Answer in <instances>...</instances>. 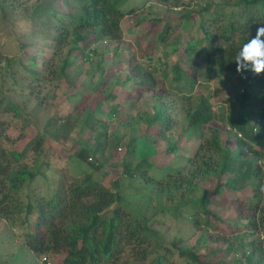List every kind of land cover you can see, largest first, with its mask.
<instances>
[{
    "label": "rangeland",
    "instance_id": "rangeland-1",
    "mask_svg": "<svg viewBox=\"0 0 264 264\" xmlns=\"http://www.w3.org/2000/svg\"><path fill=\"white\" fill-rule=\"evenodd\" d=\"M49 1L52 5L53 0ZM15 3L0 0V134L8 155H24L18 164L10 156V165L22 164L36 172V178L15 197L20 206L51 196L61 185L81 184L88 175L120 194L123 205L159 235L150 237L146 260H136L133 249H128L120 264H156L157 256L170 259L171 264H184L181 252L203 255L212 248L226 250L227 244L234 250L253 240L264 247L262 226L247 232L241 225L226 232L214 225L206 227L205 213L198 207L174 209L173 199L179 194L163 179L168 171L174 175L177 169L190 168L189 160L200 143L210 138L211 128L220 130L224 145L236 148L239 136L231 131L229 120L247 110L242 111L237 101L247 89L234 61L236 48H241L224 45L218 36L223 22H212L202 9L211 5L219 14L239 12L238 0H127L121 9L120 33L81 51L73 45L58 47L48 37L55 34L51 26H41L52 18L32 15L48 2L20 0L13 7ZM187 14L190 17L185 19ZM201 25L210 27L215 41L200 43L204 39ZM166 26L167 37L160 42ZM190 42L197 50L192 56L186 53ZM210 48L227 51L207 59ZM175 66L184 74L182 78L189 75L197 80L193 94L186 91L189 96L183 101L175 93L179 76ZM254 91L261 94L259 89ZM202 99L211 107L212 122L203 129H191L187 113ZM161 107L168 109L174 121L167 139L159 137L157 126L146 122ZM260 131L254 126V134ZM98 137L104 145L94 153ZM172 143L177 150L167 152ZM253 146L263 153L257 163L264 165V134ZM83 148L92 153L87 162L77 157ZM245 156L252 158L248 152ZM137 167L143 175L126 173ZM227 178L210 179L190 203L207 194L212 200L231 199V194L222 191ZM9 189V185L0 187V199L5 193L12 195ZM242 195L251 198L253 192L245 189ZM214 210V216L235 223L234 208L225 211L217 206ZM34 216L24 211L8 220L0 214V264H62L60 256L36 255L28 248L25 235ZM237 254L231 252L227 264L236 263Z\"/></svg>",
    "mask_w": 264,
    "mask_h": 264
},
{
    "label": "trees",
    "instance_id": "trees-1",
    "mask_svg": "<svg viewBox=\"0 0 264 264\" xmlns=\"http://www.w3.org/2000/svg\"><path fill=\"white\" fill-rule=\"evenodd\" d=\"M15 1L17 3L12 4L13 7L20 3V0ZM43 1L48 2L47 5L44 8L37 7L32 15L40 14L39 17L46 15L52 18L50 23L41 26L43 28L51 26L50 29L55 34L48 37L53 39L58 47L73 45L78 51L86 50L92 44L103 42L109 36H116L122 30L124 13L121 9L127 0H53L52 5L49 0ZM237 4L241 7L239 12L219 14L218 8L208 5L202 9V13L210 16L212 22L218 20L223 22L218 28L220 31L218 36L224 45L233 47L232 45L236 44V47L241 48L255 36L256 29L264 24V0H238ZM183 17L187 19L190 14ZM168 27L166 26L160 33V42L167 37ZM201 28L204 39L200 43L215 41L216 38L210 33V27L201 25ZM226 49L210 48L207 59L214 54L226 52ZM236 50L235 56L240 49ZM57 52L56 47L55 53ZM196 52L195 46L191 42L188 43L186 53L192 56ZM174 70L179 74L176 78L178 84L175 86V93L179 95L178 101L181 99L183 101V98L189 96L186 91L190 95L193 94L197 80L195 76L189 75L182 78L184 74L179 71L178 66H175ZM245 75L247 89H243L237 96V101L242 111L245 108L247 110L241 112L240 117L229 120L231 131L241 135L236 139L235 150L223 144L220 130L211 128L210 138L200 143L196 154L189 160L190 168L183 171L177 169L174 175H170L168 171L167 176L163 177L166 185H172L179 194L173 199L174 209L180 210L185 207L194 210L198 207L205 213L203 224L206 227L214 225L215 229L223 228L227 230L226 232H232L235 230L234 227L241 225L247 232L258 231L259 226L264 228V165L257 163L258 158L263 157V153L258 152L256 146H253L261 139V134H264V73L254 76L248 72ZM255 89L261 90V94L255 93ZM211 114L209 103L202 99L193 112L187 113L188 127L200 130L204 126H210ZM146 122L157 126L160 129L159 137L163 136L164 139L169 138V132L174 126L168 109L164 107L148 116ZM251 123L253 126L250 128ZM254 126L255 129H261V134L259 132L254 134ZM2 137L0 134V187L9 185L12 195L5 193L1 197L0 214L8 220L24 211L28 215H35L31 230L25 235L26 244L33 253L60 256L62 264H120L128 249H133L132 254L136 260L147 259L150 237L159 236L157 231L126 208L120 194L94 181L88 175L81 184L61 185L51 196H41L35 201H29L25 207L20 206L15 197L25 184L36 178V172L22 164L13 167L10 165V156L11 160L18 164L24 155L18 153L8 155L2 147ZM96 145L94 153H98L104 145L99 137L96 139ZM176 150L177 144L172 143L167 152L172 153ZM247 152L251 154V159L245 156ZM204 153H210L211 156H201ZM90 154L91 151L83 148L77 153V157L87 162ZM132 171L126 169L130 177L143 175L140 167ZM226 175L228 178L222 191L231 194V199L222 197L212 200L207 194L201 200L195 199V202L190 203L191 197L194 198L210 179ZM163 186L165 185L162 183L161 187ZM245 189L253 192L251 198L240 196ZM216 193L221 197L219 190H216ZM113 206L116 207L110 210ZM217 206L223 207L225 211L234 208L235 223L231 224L227 218L216 217V214L214 216V209ZM167 249L169 252L170 248ZM233 251L238 252L234 264H244V261L249 264L264 262V247L256 240L248 244L242 242L239 248L234 250L227 244L226 250L212 248L203 255L194 252H181L179 255L184 264H227L226 258ZM219 256L222 257L218 258ZM156 264L171 263L170 259L157 256Z\"/></svg>",
    "mask_w": 264,
    "mask_h": 264
},
{
    "label": "clouds",
    "instance_id": "clouds-1",
    "mask_svg": "<svg viewBox=\"0 0 264 264\" xmlns=\"http://www.w3.org/2000/svg\"><path fill=\"white\" fill-rule=\"evenodd\" d=\"M236 72L242 79H247L245 73L254 76L264 73V24L256 29L254 37L249 39L235 57Z\"/></svg>",
    "mask_w": 264,
    "mask_h": 264
},
{
    "label": "built area",
    "instance_id": "built-area-1",
    "mask_svg": "<svg viewBox=\"0 0 264 264\" xmlns=\"http://www.w3.org/2000/svg\"><path fill=\"white\" fill-rule=\"evenodd\" d=\"M234 132H235V131H234ZM235 133H236V132H235ZM238 136H239V137H241V135H240V134H238Z\"/></svg>",
    "mask_w": 264,
    "mask_h": 264
}]
</instances>
